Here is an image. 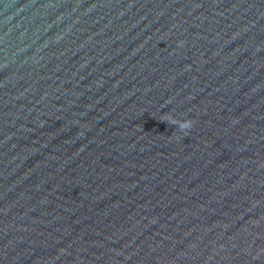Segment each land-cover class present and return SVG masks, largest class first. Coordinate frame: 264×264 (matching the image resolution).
I'll return each mask as SVG.
<instances>
[{
    "label": "water",
    "instance_id": "water-1",
    "mask_svg": "<svg viewBox=\"0 0 264 264\" xmlns=\"http://www.w3.org/2000/svg\"><path fill=\"white\" fill-rule=\"evenodd\" d=\"M0 264H264V0H0Z\"/></svg>",
    "mask_w": 264,
    "mask_h": 264
},
{
    "label": "clouds",
    "instance_id": "clouds-1",
    "mask_svg": "<svg viewBox=\"0 0 264 264\" xmlns=\"http://www.w3.org/2000/svg\"><path fill=\"white\" fill-rule=\"evenodd\" d=\"M173 123H176V121H172ZM180 128L181 129H186L191 127V122L190 121H184V122H180Z\"/></svg>",
    "mask_w": 264,
    "mask_h": 264
}]
</instances>
